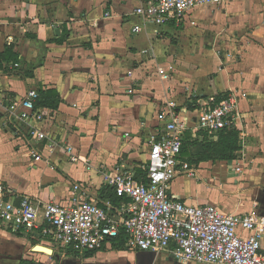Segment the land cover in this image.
<instances>
[{
    "label": "crops",
    "instance_id": "crops-1",
    "mask_svg": "<svg viewBox=\"0 0 264 264\" xmlns=\"http://www.w3.org/2000/svg\"><path fill=\"white\" fill-rule=\"evenodd\" d=\"M138 1L0 0V52L12 44L19 57L0 64V184L10 191L6 198L17 204L26 197L42 207L76 196L103 206L110 201L105 187L112 189L103 172L143 169L147 140L162 130L157 113L168 101L189 121L183 144L187 136L203 138L193 127L196 109L235 91V158L191 163L192 178L227 182H219L217 193L190 197L181 184L187 179L179 175L169 182L168 194L188 204L211 203L222 212L264 214V0L191 8L180 26L163 25L157 36L149 25L131 32ZM29 88L58 94L56 109L37 107L30 121L55 139L53 147L48 138L40 142L3 126L5 110L19 104ZM66 144L78 154L76 162L65 153ZM31 150L41 158L34 160ZM180 159L189 161L183 154ZM41 229V210L31 233L0 225V264H198L177 262L167 252L113 249L111 243L77 252L53 244ZM38 245L51 252L35 250Z\"/></svg>",
    "mask_w": 264,
    "mask_h": 264
},
{
    "label": "built area",
    "instance_id": "built-area-1",
    "mask_svg": "<svg viewBox=\"0 0 264 264\" xmlns=\"http://www.w3.org/2000/svg\"><path fill=\"white\" fill-rule=\"evenodd\" d=\"M223 2L139 0L131 12L138 19L131 32L140 33L149 25V33L157 36L163 25L180 26L191 8ZM109 16L105 12V17ZM37 96V90L29 88L19 104L5 110L3 126L14 135L23 133L40 142L48 138L49 147H53L55 139L30 123L35 117ZM238 104L239 94L235 91L225 93L216 104H201L196 109L193 127L210 134L225 127L235 128L240 118ZM157 119L162 122V130L150 134L147 140L144 181L138 180L131 170L103 172L107 184L121 198L119 204L106 201L100 206L76 196L65 203L47 202L42 207L26 197L16 204L6 198V192L10 191L0 184V225L14 232L31 233L41 210L40 233L53 244L77 252L100 249L122 232L127 248L167 252L180 263L264 264L263 213L222 212L211 203L188 204L169 196L168 184L175 177L196 175L194 165L180 159L182 135L190 126L174 101L166 103ZM124 137L129 138V134ZM64 149L71 162L79 159L71 145L66 144ZM30 154L34 160L41 158L37 150H31ZM79 188L73 186L74 190Z\"/></svg>",
    "mask_w": 264,
    "mask_h": 264
},
{
    "label": "trees",
    "instance_id": "trees-1",
    "mask_svg": "<svg viewBox=\"0 0 264 264\" xmlns=\"http://www.w3.org/2000/svg\"><path fill=\"white\" fill-rule=\"evenodd\" d=\"M56 42H61L62 40H55ZM12 44L5 45V48L0 52V64L2 61L7 63L16 62L19 60L18 55L13 52ZM38 96L34 101V108L42 107L49 109H56L59 104V97L55 90L47 89L37 90ZM203 138L198 141L196 138L186 137L181 144L180 156L185 155L189 160V163H195L205 160H219L226 161L230 163L235 158V152L238 150V133L233 127H225L217 132L216 140H211L207 135L201 131ZM184 134V133H183ZM183 136V135H182ZM135 177L138 180H145V170L138 169L135 173ZM110 187H105L106 191H109L107 197L114 204L119 202L120 198L115 197L113 189ZM111 247L113 249H123L125 245V236L121 232L118 237L110 239ZM89 252V251H88ZM87 255H90L88 253ZM27 264H34L33 262Z\"/></svg>",
    "mask_w": 264,
    "mask_h": 264
},
{
    "label": "rangeland",
    "instance_id": "rangeland-1",
    "mask_svg": "<svg viewBox=\"0 0 264 264\" xmlns=\"http://www.w3.org/2000/svg\"><path fill=\"white\" fill-rule=\"evenodd\" d=\"M187 181H182V186L183 188L185 189V191L189 194L190 197H196L197 196V193L201 194V193H204L205 191H216L215 193L219 192V182L220 183H224V182H227L226 179L224 178H217L215 180V182L213 184L211 183H208L206 180H202V181H198L194 178H190V177H187L185 176ZM207 183H206V182ZM197 187H199V190L197 189ZM209 188L210 190H207L206 189ZM220 194L222 195H225V193L221 192ZM226 195L228 196L229 198V201L232 202L233 200H235V198L233 197L234 196V193H232L231 191L227 192ZM225 195V196H226Z\"/></svg>",
    "mask_w": 264,
    "mask_h": 264
},
{
    "label": "bare ground",
    "instance_id": "bare-ground-1",
    "mask_svg": "<svg viewBox=\"0 0 264 264\" xmlns=\"http://www.w3.org/2000/svg\"><path fill=\"white\" fill-rule=\"evenodd\" d=\"M35 250H38V251H42V252H50V250L49 249H47V248H43V246H36L35 248H34Z\"/></svg>",
    "mask_w": 264,
    "mask_h": 264
},
{
    "label": "water",
    "instance_id": "water-1",
    "mask_svg": "<svg viewBox=\"0 0 264 264\" xmlns=\"http://www.w3.org/2000/svg\"><path fill=\"white\" fill-rule=\"evenodd\" d=\"M43 248H46V247H43ZM48 249V248H47ZM50 250V249H49ZM50 252H51V250H50Z\"/></svg>",
    "mask_w": 264,
    "mask_h": 264
}]
</instances>
